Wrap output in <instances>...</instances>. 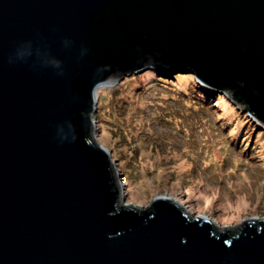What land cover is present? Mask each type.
<instances>
[{"label":"water","instance_id":"95a60500","mask_svg":"<svg viewBox=\"0 0 264 264\" xmlns=\"http://www.w3.org/2000/svg\"><path fill=\"white\" fill-rule=\"evenodd\" d=\"M144 71L194 75L264 135V0H0V264H264L263 218L124 202L92 116Z\"/></svg>","mask_w":264,"mask_h":264},{"label":"rangeland","instance_id":"374dc122","mask_svg":"<svg viewBox=\"0 0 264 264\" xmlns=\"http://www.w3.org/2000/svg\"><path fill=\"white\" fill-rule=\"evenodd\" d=\"M194 85V75L144 71L97 89L93 134L115 162L124 202L166 195L220 226L264 219V135L228 104L201 91L195 99Z\"/></svg>","mask_w":264,"mask_h":264},{"label":"trees","instance_id":"16d2710c","mask_svg":"<svg viewBox=\"0 0 264 264\" xmlns=\"http://www.w3.org/2000/svg\"><path fill=\"white\" fill-rule=\"evenodd\" d=\"M148 72H146V74H147ZM143 76H144V74H143ZM192 77H193V75H191ZM147 77V76H146ZM156 78H158V77H156ZM192 79V81L193 82H195L194 81V79L193 78H191ZM140 83V82H139ZM190 89H191V87H190ZM189 89V90H190ZM191 92L192 91H195V93H193L192 95L193 96H195L196 98L195 99H197L198 101L199 100H201V99H203V98H200L202 95L200 94V88H199V86L198 85H194L193 86V88L190 90ZM201 92H204L203 90L201 91ZM205 93V92H204ZM205 102H209V101H212L213 103H214V101H218L219 100V98H216V97H211L210 99L208 98L207 100H205V99H203ZM202 100V101H203ZM216 104V103H215Z\"/></svg>","mask_w":264,"mask_h":264}]
</instances>
